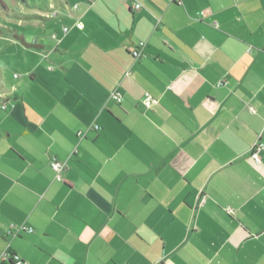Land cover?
Wrapping results in <instances>:
<instances>
[{
	"label": "crops",
	"instance_id": "0c3cea01",
	"mask_svg": "<svg viewBox=\"0 0 264 264\" xmlns=\"http://www.w3.org/2000/svg\"><path fill=\"white\" fill-rule=\"evenodd\" d=\"M45 4L30 27L57 19L49 36L13 40L50 65L37 59L16 90L1 88L14 107L0 109V254L264 264V148L249 156L264 143V0Z\"/></svg>",
	"mask_w": 264,
	"mask_h": 264
},
{
	"label": "rangeland",
	"instance_id": "374dc122",
	"mask_svg": "<svg viewBox=\"0 0 264 264\" xmlns=\"http://www.w3.org/2000/svg\"><path fill=\"white\" fill-rule=\"evenodd\" d=\"M47 1L51 4L55 2V0H0V97L2 98L4 96L1 88L16 90L17 84L23 78H27L25 77V68L30 66L32 62L39 59V62H43L47 66L50 65L42 55L31 57L28 54V58L25 59L26 54L21 51V44L13 40L14 35L20 31H24L27 38L31 40L49 36V27L54 26L58 21L57 19L42 23L39 27H30L35 25L33 24L34 21H43L46 14L42 10L48 7L45 4ZM63 3L65 4V0ZM56 12L62 13L61 9H57L52 12L50 17L54 18L57 15ZM21 58L26 61L23 66L15 62V60L21 62Z\"/></svg>",
	"mask_w": 264,
	"mask_h": 264
},
{
	"label": "built area",
	"instance_id": "2783aa9c",
	"mask_svg": "<svg viewBox=\"0 0 264 264\" xmlns=\"http://www.w3.org/2000/svg\"><path fill=\"white\" fill-rule=\"evenodd\" d=\"M133 7L135 9H138L141 7V5H140V3L135 2V3H133ZM74 26L77 29H80V28H82V23L80 21H77L74 24ZM67 29H68V27H66V26L62 27V31H64V32L67 31ZM142 46H143V43L139 42L132 49L131 54H132V57L134 59H139L143 56ZM14 77H16V75H14ZM111 96L118 103L122 100V97L118 92H112ZM153 102H154V98L152 97V95L149 92L145 91L142 95L143 106L145 108H149ZM13 107H14V104L12 102H9L8 100H2L0 102V109L1 110H6L7 108H13ZM97 127H98L97 125H93V128H97ZM263 148H264V143L261 141L260 135H258L256 141L253 143V145L251 146V148L249 150V156L255 163L260 162L259 153ZM49 165H50L51 169L54 171V178L56 180H61L62 178L60 176V173H61V171H63L66 168L65 165L56 161V160H51L49 162ZM204 200H205L204 196L200 197L196 203V206L202 205ZM13 227L15 229H21V230H25L28 232L32 231L31 228L25 227L24 225H18V226L12 225V228ZM3 261L7 262L8 264H30L29 262L20 258L16 253L9 251V249L7 247L0 254V263Z\"/></svg>",
	"mask_w": 264,
	"mask_h": 264
},
{
	"label": "trees",
	"instance_id": "16d2710c",
	"mask_svg": "<svg viewBox=\"0 0 264 264\" xmlns=\"http://www.w3.org/2000/svg\"><path fill=\"white\" fill-rule=\"evenodd\" d=\"M29 45V44H28ZM3 100H7V99H3Z\"/></svg>",
	"mask_w": 264,
	"mask_h": 264
}]
</instances>
